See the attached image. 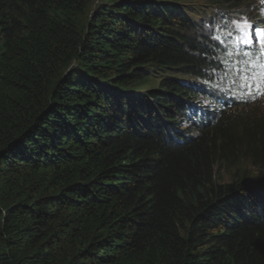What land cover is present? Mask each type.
<instances>
[{"label": "trees", "instance_id": "1", "mask_svg": "<svg viewBox=\"0 0 264 264\" xmlns=\"http://www.w3.org/2000/svg\"><path fill=\"white\" fill-rule=\"evenodd\" d=\"M256 12L0 0V264H264L263 98L217 90Z\"/></svg>", "mask_w": 264, "mask_h": 264}, {"label": "snow or ice", "instance_id": "2", "mask_svg": "<svg viewBox=\"0 0 264 264\" xmlns=\"http://www.w3.org/2000/svg\"><path fill=\"white\" fill-rule=\"evenodd\" d=\"M261 3H264V0H261ZM262 11H264V9H262ZM233 26L235 35L233 36L232 33H229V35L232 36V43L237 49H239L241 45H244L245 47H252L254 46V43L258 42L261 48V52L262 54H264V29H259L258 27L255 29L256 41H254L253 27L248 21H235L233 22ZM217 39H219V37H217ZM244 54L250 55L249 53ZM241 78L245 82L242 86L247 87L248 89H251L253 87V85L247 83L249 77L242 74ZM256 89L259 95H264V91L260 90L259 85H256ZM248 94L251 95V91H249Z\"/></svg>", "mask_w": 264, "mask_h": 264}, {"label": "rangeland", "instance_id": "3", "mask_svg": "<svg viewBox=\"0 0 264 264\" xmlns=\"http://www.w3.org/2000/svg\"><path fill=\"white\" fill-rule=\"evenodd\" d=\"M198 4H204V2H201V3H198ZM230 22H235L236 20L235 19H228ZM207 22H208V18H207ZM239 22H243V21H239ZM233 28H234V26H233ZM231 46L235 49V50H241L240 48L239 49H237L234 45H233V43H231ZM229 53V60H230V62H231V70H232V68H233V66L237 63V61H236V59H235V57H234V55H232L230 52H228ZM231 70H230V73H231ZM229 70H228V68H227V71H225L223 74H221V75H219L220 76V83H219V85H218V87H217V90H219V92L220 93H222V94H224L225 96H227L228 98H232V99H234V98H237V97H240V96H242V95H240L238 92H236L235 90L237 89H234L233 88V85H232V83L231 82H229V81H232L231 79H233V77L231 76L230 78H229V80H226V78L229 76ZM227 76V77H226ZM151 88L153 87L152 85L150 86ZM261 104H262V106H264V99H262L261 100Z\"/></svg>", "mask_w": 264, "mask_h": 264}]
</instances>
